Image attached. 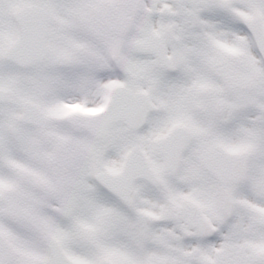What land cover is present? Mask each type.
Segmentation results:
<instances>
[{"label":"snow or ice","instance_id":"snow-or-ice-1","mask_svg":"<svg viewBox=\"0 0 264 264\" xmlns=\"http://www.w3.org/2000/svg\"><path fill=\"white\" fill-rule=\"evenodd\" d=\"M0 264H264V0H0Z\"/></svg>","mask_w":264,"mask_h":264}]
</instances>
